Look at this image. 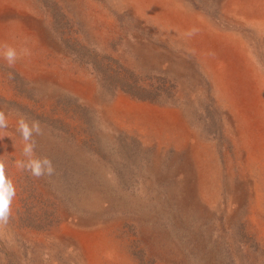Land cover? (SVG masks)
<instances>
[{
	"label": "rangeland",
	"instance_id": "obj_1",
	"mask_svg": "<svg viewBox=\"0 0 264 264\" xmlns=\"http://www.w3.org/2000/svg\"><path fill=\"white\" fill-rule=\"evenodd\" d=\"M5 43L0 264H264V0H0Z\"/></svg>",
	"mask_w": 264,
	"mask_h": 264
},
{
	"label": "clouds",
	"instance_id": "obj_2",
	"mask_svg": "<svg viewBox=\"0 0 264 264\" xmlns=\"http://www.w3.org/2000/svg\"><path fill=\"white\" fill-rule=\"evenodd\" d=\"M22 55H30L28 49L21 50ZM0 55L9 67H13L19 58L15 47L9 44L0 45ZM12 78V73H9ZM8 127L7 117L4 111H0V130ZM17 131L23 141V159L15 161V167L24 172H28L35 178L52 176L55 174V167L52 160L47 156L36 154L37 141L34 136H42L44 130L39 120H29L23 114L17 121ZM2 138V137H0ZM16 195V188L13 180L6 175V163L0 159V225L7 224L11 214V204Z\"/></svg>",
	"mask_w": 264,
	"mask_h": 264
}]
</instances>
